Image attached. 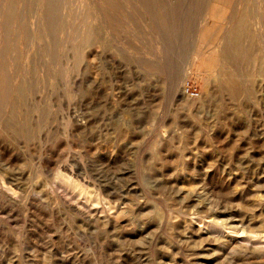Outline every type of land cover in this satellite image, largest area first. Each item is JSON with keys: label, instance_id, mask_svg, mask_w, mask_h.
Returning <instances> with one entry per match:
<instances>
[{"label": "rangeland", "instance_id": "1", "mask_svg": "<svg viewBox=\"0 0 264 264\" xmlns=\"http://www.w3.org/2000/svg\"><path fill=\"white\" fill-rule=\"evenodd\" d=\"M68 5L0 30V264H264V0Z\"/></svg>", "mask_w": 264, "mask_h": 264}, {"label": "bare ground", "instance_id": "2", "mask_svg": "<svg viewBox=\"0 0 264 264\" xmlns=\"http://www.w3.org/2000/svg\"><path fill=\"white\" fill-rule=\"evenodd\" d=\"M69 1L27 0L28 5H25L24 0H0V30L5 32H8V30H36V33L40 36L45 31L63 29L65 27L64 19L68 17V13L70 14ZM21 2H24L23 5ZM23 7L28 8L29 11L25 13ZM90 26L88 23L86 30H90ZM5 69L6 66L3 65L1 69L3 72L2 79L0 80V111L4 109L8 99L6 96L8 92L6 86L7 78L4 74ZM3 87L6 91L1 90ZM19 112L14 107L11 114L12 117H17Z\"/></svg>", "mask_w": 264, "mask_h": 264}]
</instances>
